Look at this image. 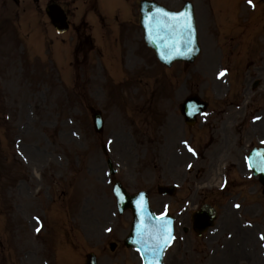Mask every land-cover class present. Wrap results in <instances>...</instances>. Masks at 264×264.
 Masks as SVG:
<instances>
[{"label": "rangeland", "instance_id": "obj_1", "mask_svg": "<svg viewBox=\"0 0 264 264\" xmlns=\"http://www.w3.org/2000/svg\"><path fill=\"white\" fill-rule=\"evenodd\" d=\"M59 1L72 12L70 21L81 25L79 39L73 29L58 35L49 27L44 12L49 0H0V264H83L91 250L99 264H137L132 250L119 247L114 258L103 249L108 239L123 240L131 221L130 212H116L111 179L130 192L146 186L155 201L164 199L156 185L176 183L175 199L193 197L181 209L188 214L206 199L215 201L218 217L204 238L191 235L188 216L179 223L193 239L187 237L176 252L177 264H264V196L259 190L255 197L248 194L243 165L248 145L264 139V10L253 20L262 4L255 10L243 0H206L207 7L195 0L202 53L194 65L166 68L149 50L140 51L137 29L125 28L123 34L141 55L119 53L114 13L124 14L129 3L130 21L136 19L138 0H100L105 17L98 19L90 13L96 0ZM237 13L241 27L230 20ZM222 15L229 20L223 38H217ZM237 29L235 53L219 51L217 45L227 47V34ZM86 33L98 53L89 51L83 59L79 50L87 49ZM237 47L252 52L242 53L241 64ZM223 68L229 69L227 77ZM191 93L209 107L188 134L176 107ZM90 107L103 114L101 133L92 128ZM184 143L196 157L186 153ZM217 174H225L231 190L218 188ZM240 188L242 198H234L231 193ZM108 225L114 229L107 234ZM47 247L50 252L53 247L52 260Z\"/></svg>", "mask_w": 264, "mask_h": 264}, {"label": "water", "instance_id": "obj_2", "mask_svg": "<svg viewBox=\"0 0 264 264\" xmlns=\"http://www.w3.org/2000/svg\"><path fill=\"white\" fill-rule=\"evenodd\" d=\"M139 10L145 42L162 62L169 65L172 60L176 59L191 61L198 53L199 47L190 3H185L180 11L174 12L154 2H142ZM47 11L56 25L63 24L64 14L59 7L50 6ZM176 13L184 15L174 17L172 14ZM161 16H164L162 22L159 21ZM187 25L191 27L189 28ZM159 32L161 36L158 34ZM192 103V99L185 103V111L188 112L186 104ZM197 112V109L194 108L192 114L195 115ZM262 171H264V167ZM259 175L260 180L263 181V173ZM114 188L118 198V210L122 211L124 208L130 207L133 212V223L131 231L125 239L126 245L139 249L145 264H160L163 247L169 241L168 237L171 234L170 221L153 216L143 193L139 192L130 196L119 184H116ZM214 217V210L208 206H204L194 214L195 221L201 223L202 227L212 224ZM165 241L167 242L165 243ZM153 248L157 249L156 253L153 252ZM87 264H95L91 255L88 256Z\"/></svg>", "mask_w": 264, "mask_h": 264}, {"label": "snow or ice", "instance_id": "obj_3", "mask_svg": "<svg viewBox=\"0 0 264 264\" xmlns=\"http://www.w3.org/2000/svg\"><path fill=\"white\" fill-rule=\"evenodd\" d=\"M251 2H252V0H249V4H251ZM174 17H180V16H183L184 14L183 13H176V14H172ZM177 22H179V21H177ZM187 27H191L190 25H187ZM38 219V218H37ZM40 229L39 228H37V231H39ZM168 239H171V236H169L168 237ZM167 241H165V243H166Z\"/></svg>", "mask_w": 264, "mask_h": 264}, {"label": "bare ground", "instance_id": "obj_4", "mask_svg": "<svg viewBox=\"0 0 264 264\" xmlns=\"http://www.w3.org/2000/svg\"><path fill=\"white\" fill-rule=\"evenodd\" d=\"M210 177L213 178V180H214L216 178V173L214 172V174L211 175ZM153 252L156 253L157 252V249L156 248H153Z\"/></svg>", "mask_w": 264, "mask_h": 264}]
</instances>
